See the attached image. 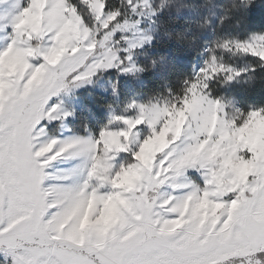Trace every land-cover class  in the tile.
I'll list each match as a JSON object with an SVG mask.
<instances>
[{"label":"snow or ice","instance_id":"1","mask_svg":"<svg viewBox=\"0 0 264 264\" xmlns=\"http://www.w3.org/2000/svg\"><path fill=\"white\" fill-rule=\"evenodd\" d=\"M11 26L0 48V264H264V106L229 119L206 91L246 69L213 54L173 101L133 102L136 115L111 122L124 127L60 138L48 126L71 113L53 98L103 70L143 71L133 52L152 37L117 38L135 25L111 0H27ZM218 47L264 66V34ZM81 159L86 178L69 183L81 166L56 164Z\"/></svg>","mask_w":264,"mask_h":264},{"label":"rangeland","instance_id":"2","mask_svg":"<svg viewBox=\"0 0 264 264\" xmlns=\"http://www.w3.org/2000/svg\"><path fill=\"white\" fill-rule=\"evenodd\" d=\"M255 1L253 0V3ZM111 2L115 6L122 8L124 20L135 25L128 31L118 32L117 38L127 36L134 42L142 37H152L150 43L136 48L133 52V61L131 63L136 64L143 71L122 74L115 68L103 70L92 77L91 82L85 83L78 88L61 92L58 97L53 98V101H62V110L70 112L71 115L66 119L55 120L49 124L50 134L54 136L60 138L82 136L78 134V131L82 129L85 130L83 137L97 136L96 132L89 128V123L100 129V132L110 124L113 128L124 127L122 123L111 122L115 116L136 115L138 109L130 110L128 108L129 104L135 102L137 104L156 103L163 105L165 102H171L183 94L184 91H180L173 95H168L163 100L145 101L143 77L146 68L153 69L155 67L153 72H164L170 68V64L167 61L153 65L143 57V52L153 45L155 39L161 38L160 21L164 16L170 19L185 20L187 23L195 24L197 27V40L201 44L202 49H200V53L194 60V78L199 69L204 66L205 61L209 60L213 54H216L219 63L231 66L237 70L246 69L248 71L247 58L257 59L248 54L226 52L218 45H221L225 40H246L258 34H264V26L260 27L261 25L252 23L253 17H256L255 21L264 22V3L258 7L259 10H255L253 3L249 6L244 3V0H149L150 6L148 7L143 4V0H133L132 5H128L126 0H111ZM26 4L27 0H0V48L4 47L5 43L8 42L9 34L12 32L11 22L13 17ZM137 5L138 7H135V11H133V7ZM161 5L163 6L162 8ZM248 16H251L252 19H247ZM250 27L260 28L253 31ZM123 46L127 47V44H123ZM122 55H127V53H122ZM230 74L220 73L210 82V85L216 84L221 88V92L224 95L221 100L226 106L223 111L226 112L229 119L238 115L239 112H243L236 100L238 88L235 85L239 81L237 79L242 75L228 81L226 76ZM117 81L118 91L114 92L113 84ZM206 91L209 92V88ZM94 92H98L107 98L108 101L104 99L103 102L108 103V106H100V104L87 105L85 102L86 98L92 102ZM261 127L264 128V121L261 122ZM150 131L151 129L148 125H141L137 129L139 139L145 138L150 134ZM129 159V154L121 153L118 162L123 163ZM73 164H79L81 171L69 183L80 184L87 175L86 162L84 160L57 163L56 168L70 169ZM188 175L201 187L204 185V177L200 172L189 170ZM170 191L171 189L167 186L161 190L162 194ZM187 191H190V189H182L175 194L181 195Z\"/></svg>","mask_w":264,"mask_h":264},{"label":"trees","instance_id":"3","mask_svg":"<svg viewBox=\"0 0 264 264\" xmlns=\"http://www.w3.org/2000/svg\"><path fill=\"white\" fill-rule=\"evenodd\" d=\"M263 1L256 0L253 3L254 9L259 10L258 7L264 3ZM255 18L253 17L252 23L259 24L261 25L260 27L264 26L263 21H255ZM247 19L252 18L248 16ZM260 27L250 28L254 31ZM160 32L161 38L155 39L153 45L143 52V57L153 65L167 61L170 64V68L164 72H153L155 67L153 69L146 68L143 77V91L146 97L145 101L149 102L163 100L168 95L184 91L187 83L194 79V60L200 53V49H202L201 44L197 40V27L195 24L164 16L160 21ZM246 62L249 65V69L237 79L239 81L235 84L238 88L236 100L245 113L253 107L264 106V66L252 71L253 67L257 66V59L247 58ZM209 93L214 99H222L224 96L221 88L216 84L210 85ZM104 99L107 98L98 92H94L93 101L90 102L86 98L85 102L87 105L100 104V106H108V103L103 102ZM88 126L98 136L100 129L95 128L91 123ZM78 134L84 136L85 130L78 131Z\"/></svg>","mask_w":264,"mask_h":264}]
</instances>
